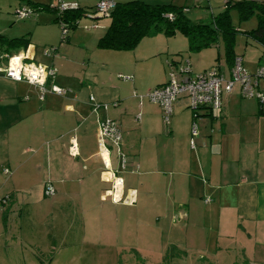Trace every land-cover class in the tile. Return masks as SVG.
I'll return each instance as SVG.
<instances>
[{
    "label": "crops",
    "instance_id": "1",
    "mask_svg": "<svg viewBox=\"0 0 264 264\" xmlns=\"http://www.w3.org/2000/svg\"><path fill=\"white\" fill-rule=\"evenodd\" d=\"M5 1L0 0V9L8 7ZM81 1L84 0L66 2L77 3L84 10L80 18L97 20L100 16L85 10ZM125 1L129 0H115ZM25 4L19 0L14 10ZM36 14L27 18L33 23L22 32H12L13 27L10 29L5 22L6 15L3 18L0 14V35L27 39L26 47L8 51L0 48V53L26 52L33 62L54 66V82L69 91L64 96L46 93L41 100L34 85L0 73V264L7 263L9 232L13 228L9 225L19 217V207L31 203L29 193L34 189L38 193L35 201L44 195L47 182L55 189L53 203L66 198L87 201L91 193L106 201L101 185L109 181L100 177L103 165L97 150V121L106 117L115 120L121 130V149L126 158L124 170L120 169L119 159L117 167L111 168L118 175L124 171L137 176L127 188L135 190L136 202L139 187L151 197L154 192H161L159 201L163 191L171 188L175 197L172 205L187 206L190 211L202 204L212 209L209 213H216L219 226H237L247 234L257 231L264 235V108H259L256 99L242 98L235 88L223 97L219 110H200L198 136L192 145V114L184 94L178 96L172 115L165 122L158 104L144 101L140 92L130 95L123 82L113 84V70L134 71L131 66L145 58L135 59L131 65L108 53L110 49L98 47L109 22L106 26L99 21L85 23L83 31L77 26L78 18L69 24L65 43L60 44L53 29L58 23L56 15L41 20ZM99 29L103 31L98 33ZM50 46L56 49L50 55L44 54V48ZM234 52L242 57L243 65L251 73L264 64V45L250 37H245L242 53L235 47ZM217 56L216 66L227 75L230 67L222 52L217 51ZM150 57L156 58L150 69L153 79L144 88L136 84L148 91L167 82L170 71H176L175 64H179L165 58L164 63L162 56L156 54L146 58ZM0 63L4 64L5 59ZM119 74L131 79H123ZM116 76L124 82L133 81L130 73L118 72ZM258 88L264 92V80L259 81ZM90 95L95 102L107 104V108L92 112ZM71 143L76 144L75 156L68 152ZM179 213L180 218L185 217L184 211ZM188 217L192 215L187 213Z\"/></svg>",
    "mask_w": 264,
    "mask_h": 264
},
{
    "label": "rangeland",
    "instance_id": "2",
    "mask_svg": "<svg viewBox=\"0 0 264 264\" xmlns=\"http://www.w3.org/2000/svg\"><path fill=\"white\" fill-rule=\"evenodd\" d=\"M18 1L6 0L4 4L8 7L0 9L3 18L6 15V24L10 29L13 27L12 32L14 30L22 32L33 23L27 18L15 20L13 11ZM31 1L36 4H28ZM60 1L80 2V0H24L25 6L38 11L34 14L37 13L41 20L54 17L56 12L49 6L57 5ZM95 1L98 2L81 1L84 2L81 6L98 14ZM141 1L183 6L184 16L195 23L209 22L223 9V0ZM229 14L237 30L234 47L242 53L245 47V32L257 26V18L255 14L240 18L234 8L229 10ZM99 16L97 20L82 16L77 26L83 30V24H92L95 21L106 26L109 22L108 17ZM54 27L60 44H64L65 41H61L59 24L56 23ZM101 31L103 30L99 29L97 32ZM222 48L223 43L220 39L209 48L192 51L188 49V41L184 34L176 32L173 35H166L162 29L153 28L150 34L142 38L131 50H108V53L124 58L131 65L135 59L145 58L131 66L134 71L116 69L115 66L116 70L111 72L114 77L113 84L123 82L122 84H127L130 95L134 91L145 95L148 90L142 88L153 79L150 69L156 63V58H146L149 54L160 55L163 60L174 59L179 63L189 59L193 72L198 73L216 66L217 51L222 52ZM118 72L130 73L133 81L124 82L116 76ZM134 73L139 74L138 77ZM141 99L149 101L146 96ZM131 114L134 116L135 112ZM164 126L168 127L167 124ZM117 159L116 151L112 149L110 161L114 169L117 167ZM119 175L124 179V190L129 187L130 180L137 178L136 175H129L124 171H120ZM110 187L109 182H103L101 190L105 193ZM36 190L29 193L31 203L19 207V217L9 225V228L11 225L13 228L9 232L6 264H264V235L257 231H249L247 234L237 226H231V229L230 225L219 226L216 213H209L208 211L212 209H206L208 206L202 204L191 207L190 211L187 206L172 205L171 201L175 197L171 188L163 191L162 199L159 201L158 196L161 192L156 191L151 197L143 187H139L138 201L132 205L122 202H114L115 204L111 205L110 197L102 201L98 195L93 196L92 193L87 201L81 202L78 199L74 201L66 198L53 203L51 201L54 195L43 194L40 195L39 201H35L38 194ZM181 211L185 212V217L180 218ZM186 212L192 217L187 218Z\"/></svg>",
    "mask_w": 264,
    "mask_h": 264
},
{
    "label": "built area",
    "instance_id": "3",
    "mask_svg": "<svg viewBox=\"0 0 264 264\" xmlns=\"http://www.w3.org/2000/svg\"><path fill=\"white\" fill-rule=\"evenodd\" d=\"M233 0H223L227 3ZM115 0H98L96 3V12L101 16H108L109 12L115 7ZM56 15H62L66 10L78 8L76 3L59 2L57 5H50ZM35 9L29 6H19L14 10L16 19H26L35 13ZM169 19L171 14H167ZM61 29V40H66L69 31V24L59 20ZM56 48L53 46L44 48L43 53L50 55ZM5 59V63H0V73L14 81H24L37 87L39 98L44 99L46 93H53L58 96H64L69 89L58 86L54 82L56 68L54 66L43 65L33 62L28 53L21 52L16 54L0 53V60ZM30 59V60H29ZM169 64V62H167ZM176 71H170L167 82L160 84L149 90L144 96L152 103L161 107L162 118L168 122L172 112L173 105L178 96L185 95L187 107L192 114V123L190 128V143L194 144V138L198 136L197 120L200 118V110H219L223 104V97L237 88L242 98H254L257 100L259 108H264V92L258 88L260 80H264V64L259 65L254 72L247 71L242 62V57L236 55L228 74H224L219 66L208 70L194 73L188 59H185L178 65L175 64ZM179 75V77H178ZM119 77L130 80V76L118 75ZM91 110L97 113L99 109H106L107 104H100L89 96ZM115 105V103L113 104ZM97 150L101 159L103 169L100 177L111 183V187L106 190L104 197H110L113 202H122L126 205H132L136 202L135 190H124L123 179L115 170L111 168L110 152L115 149L119 159L121 170L125 169L126 158L121 149L122 134L115 120L106 117L97 121ZM71 155H76V144L71 143L68 147ZM7 171V169H4ZM104 174H108L105 177ZM55 189L50 183L44 184V195L53 196ZM208 200H205L207 202Z\"/></svg>",
    "mask_w": 264,
    "mask_h": 264
},
{
    "label": "trees",
    "instance_id": "4",
    "mask_svg": "<svg viewBox=\"0 0 264 264\" xmlns=\"http://www.w3.org/2000/svg\"><path fill=\"white\" fill-rule=\"evenodd\" d=\"M234 8L240 18L255 14L257 26L245 36L264 45V1L233 0L223 3V10L214 15L209 22L195 23L183 14V6L174 4L147 3L141 0L116 2L109 12V24L98 40V47L110 50H131L139 41L150 34L153 28L162 29L166 35L180 32L186 36L188 49L199 51L216 44L220 39L223 43L222 56L225 64L231 67L235 55V34L237 30L231 22L229 10ZM38 9V8H37ZM81 8L66 10L56 15V21L62 20L73 24L81 16ZM53 12H55L54 9ZM167 14H171L169 19ZM67 38V37H66ZM27 39H8L0 35V48L9 50L15 47H26ZM219 59V56L216 57Z\"/></svg>",
    "mask_w": 264,
    "mask_h": 264
}]
</instances>
